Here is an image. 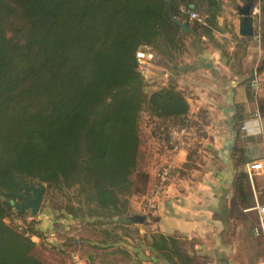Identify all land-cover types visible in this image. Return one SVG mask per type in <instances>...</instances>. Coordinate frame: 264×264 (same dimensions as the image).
Returning a JSON list of instances; mask_svg holds the SVG:
<instances>
[{"label":"trees","instance_id":"16d2710c","mask_svg":"<svg viewBox=\"0 0 264 264\" xmlns=\"http://www.w3.org/2000/svg\"><path fill=\"white\" fill-rule=\"evenodd\" d=\"M221 12L220 0H0V264H45L31 239L38 222L31 236L12 225L25 212L10 201L25 189L18 178L70 192L74 221L128 217L136 177L149 181L142 120L167 152L172 130L192 124L175 84L148 89L136 53L171 63L189 33L210 36Z\"/></svg>","mask_w":264,"mask_h":264},{"label":"crops","instance_id":"0c3cea01","mask_svg":"<svg viewBox=\"0 0 264 264\" xmlns=\"http://www.w3.org/2000/svg\"><path fill=\"white\" fill-rule=\"evenodd\" d=\"M220 2L210 36L189 33L190 44L177 60L156 56L150 69L156 77L150 76L148 89L175 84L183 93L198 138L174 158L176 170L156 211H145L143 196L130 200L122 220L129 232L122 233L128 235L122 242L127 264H264V236L255 234L264 219L257 209L264 205V0ZM248 5L253 37L239 31V11ZM256 73L262 83L258 93L250 86ZM255 107L258 119L247 121ZM151 140L145 148L150 191L170 157ZM254 162L263 171L250 175Z\"/></svg>","mask_w":264,"mask_h":264},{"label":"rangeland","instance_id":"374dc122","mask_svg":"<svg viewBox=\"0 0 264 264\" xmlns=\"http://www.w3.org/2000/svg\"><path fill=\"white\" fill-rule=\"evenodd\" d=\"M185 43L187 47L190 41L187 39ZM154 73L155 71L152 72V74H148L145 78L149 79L150 82L152 77H156ZM147 128L148 126H146V123L142 120L141 136L144 149V151H142L146 154L142 164L143 171H146L147 160L149 158V154L146 152L145 148H148L152 142L151 138L147 135ZM136 183L137 192L134 196H143L142 198L145 200L153 193L155 185L152 186L150 191L148 187L149 181L147 183L146 179L140 177V175L136 177ZM21 192H23V189ZM134 196H132L130 200ZM71 199L72 194L70 192H52L47 189L38 214L33 217L29 210H25L24 213L19 215L20 217L15 218L22 222L21 226L15 223L12 225L15 226L18 231L24 232L28 230V234L31 236L29 225L33 223L34 219L38 222L35 225L40 231V233L38 232L40 236H32L31 239L35 241L37 245L34 249L35 255L45 264H127L129 259L125 254L126 248L122 243L121 245L116 244L113 247H107L105 243L107 239H111L108 240L109 243H117L118 239L127 241L128 235L125 236V238L122 237L123 234L126 235L129 233L124 226L127 224L125 222V224L122 223V221L114 222V220L117 219L116 216H118L115 212L108 215L109 218L104 221L103 225H88V223H84L86 220L82 222L83 220L81 218V222L74 221L73 217L68 215L65 211H68V207L71 206L69 202ZM13 200L16 201L15 199ZM144 200L142 201L141 199V205ZM72 204L79 206L75 199L72 200ZM114 214L115 216H113ZM12 219L13 218L10 220ZM92 222L94 223V221ZM124 230H126V233H123ZM42 233H44L45 236H43ZM107 234L109 236H107ZM86 241L98 242L100 247H91Z\"/></svg>","mask_w":264,"mask_h":264},{"label":"built area","instance_id":"2783aa9c","mask_svg":"<svg viewBox=\"0 0 264 264\" xmlns=\"http://www.w3.org/2000/svg\"><path fill=\"white\" fill-rule=\"evenodd\" d=\"M180 11L182 14L188 16L191 20H196L199 23L205 22V17L201 16L199 13L190 11L186 7H180ZM154 52H152L148 48L140 49L136 53L137 63L139 66V70L142 76L146 77L152 67L154 62ZM261 79L258 77V73L255 74L253 80L250 84L251 89L258 93L261 89ZM259 117V109L257 107L254 108L253 111L247 117V121L252 120L253 118ZM247 123H244L242 126V130H247ZM198 138V131L189 124L182 128L173 129L171 132V150L169 159L162 163L159 167V171L157 174L156 183L154 186L153 193L144 200L143 207L146 212L151 213L156 211L159 207L160 201L164 198L168 191V186L173 178V174L176 170L174 165V158L182 151H188L193 147V144ZM263 171L260 162H254L249 167V174L256 175L260 174ZM261 216H264V205H259L257 207ZM15 224H19L21 226L22 222L18 219L15 220ZM255 234L260 236L263 234L264 236V219H260L259 224L255 228ZM79 260V259H78ZM77 260V261H78Z\"/></svg>","mask_w":264,"mask_h":264},{"label":"water","instance_id":"95a60500","mask_svg":"<svg viewBox=\"0 0 264 264\" xmlns=\"http://www.w3.org/2000/svg\"><path fill=\"white\" fill-rule=\"evenodd\" d=\"M193 8V7H192ZM240 25L239 31L240 35L243 37H253L254 36V17L251 13V6L248 5L244 8H241L240 11ZM173 21L181 27L184 34L187 35L190 31L189 26L179 21L178 19L173 18ZM19 183L30 192V196L25 194H13V196L23 199L25 202L22 205L17 206L18 210H29L31 215L35 217L43 203L44 197L47 192V185L40 181H22L18 178Z\"/></svg>","mask_w":264,"mask_h":264},{"label":"flooded vegetation","instance_id":"af4514ba","mask_svg":"<svg viewBox=\"0 0 264 264\" xmlns=\"http://www.w3.org/2000/svg\"><path fill=\"white\" fill-rule=\"evenodd\" d=\"M20 193L30 196V192L26 191L25 189H23V192L14 193V194H20ZM15 200H16V201H14L13 199H11V200H10V201H11V204L13 205V207L15 208V210H17V211H22V210H18V209H17V206L22 205V203H24L25 201H24L23 199H21V198H18V197H15ZM16 202H17V203H16ZM16 205H17V206H16Z\"/></svg>","mask_w":264,"mask_h":264}]
</instances>
